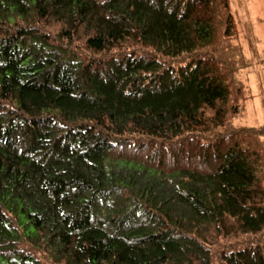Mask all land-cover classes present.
<instances>
[{
	"label": "trees",
	"instance_id": "16d2710c",
	"mask_svg": "<svg viewBox=\"0 0 264 264\" xmlns=\"http://www.w3.org/2000/svg\"><path fill=\"white\" fill-rule=\"evenodd\" d=\"M231 0H0V264H264V126Z\"/></svg>",
	"mask_w": 264,
	"mask_h": 264
},
{
	"label": "rangeland",
	"instance_id": "374dc122",
	"mask_svg": "<svg viewBox=\"0 0 264 264\" xmlns=\"http://www.w3.org/2000/svg\"><path fill=\"white\" fill-rule=\"evenodd\" d=\"M231 7L240 31L236 43L253 64L240 74L249 89V98L244 116L235 124L260 128L264 126V0H231Z\"/></svg>",
	"mask_w": 264,
	"mask_h": 264
}]
</instances>
